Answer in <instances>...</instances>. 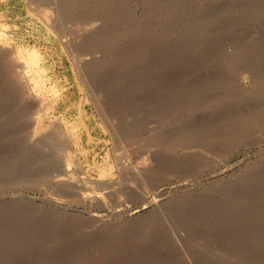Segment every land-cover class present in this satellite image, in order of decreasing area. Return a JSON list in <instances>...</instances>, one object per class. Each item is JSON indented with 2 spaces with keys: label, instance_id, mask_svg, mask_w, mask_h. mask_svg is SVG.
Masks as SVG:
<instances>
[{
  "label": "rangeland",
  "instance_id": "obj_1",
  "mask_svg": "<svg viewBox=\"0 0 264 264\" xmlns=\"http://www.w3.org/2000/svg\"><path fill=\"white\" fill-rule=\"evenodd\" d=\"M91 21L114 128L60 37ZM0 23V264H264V0H1ZM19 47L57 96L37 126Z\"/></svg>",
  "mask_w": 264,
  "mask_h": 264
},
{
  "label": "bare ground",
  "instance_id": "obj_2",
  "mask_svg": "<svg viewBox=\"0 0 264 264\" xmlns=\"http://www.w3.org/2000/svg\"><path fill=\"white\" fill-rule=\"evenodd\" d=\"M1 1V0H0ZM45 1V0H44ZM44 2L42 1V4H43ZM46 5V4H45ZM45 5H43V6H45ZM47 7H49V6H47ZM47 7H46V10H47ZM53 7V6H52ZM39 8V7H38ZM40 8L42 9V6H40ZM49 9V8H48ZM33 10H36L37 11V9H33ZM49 11V10H48ZM35 12V11H34ZM37 12H43L42 10H40V11H37ZM57 12V11H56ZM46 13V12H45ZM45 13H43L44 15H45ZM48 13V12H47ZM49 13H51V12H49ZM4 14V13H3ZM42 14V15H43ZM39 15H41V14H39ZM41 15V16H42ZM53 15H55V14H52V17H53ZM46 16V15H45ZM44 16V17H45ZM48 16V19L50 18V15H47ZM44 17H43V19H44ZM55 19V18H54ZM99 19V18H98ZM8 20V19H7ZM47 20V19H46ZM51 20V19H50ZM94 21V20H93ZM93 21H91L92 22V24H93ZM49 22V21H48ZM94 22H96V21H94ZM101 22H102V20H101ZM10 23V22H9ZM90 22H88L87 24H89ZM99 22L97 21V24H98ZM1 24V23H0ZM13 24V23H12ZM11 24V25H12ZM91 24V23H90ZM100 24V23H99ZM2 25V24H1ZM16 25V24H15ZM47 26H48V24H46ZM86 25V24H85ZM96 25V23L95 24H93L91 27L90 26H88V27H90V28H86L87 27V25H86V27H84V32H83V35H80V37L79 38H75V39H77V40H75V42L73 41L72 42V40L70 39V38H68L67 37V34H66V36H61L60 35V37L61 38H64L63 40H64V43H66V46L68 47V49H69V54L70 55H72L73 56V58L75 59V61L74 62H76V66H77V68H78V71H79V73H80V77H81V79H82V82H83V84L85 85V87H86V89L88 90V91H90L91 92V96H92V100H93V103L94 104H96V106H97V108L99 109V111L102 113V115L104 116L103 118H105L110 124H112V126H113V128L115 127V119L117 118V111H118V106H119V104H121V103H119L118 104V102H117V99L119 98H117L116 100L115 99H112V98H110V96L108 95V93L107 92H104L102 89H101V86H100V84L98 83V81H100L101 80V78H100V75H99V71H100V68H101V66H102V59L100 58L101 57V55H100V57L99 56H96V55H94L95 53H92V55L90 54V50L93 48V51H95L94 50V48H95V46L94 45H92V46H90V43L88 44V46H85L84 45V42L85 41H90V42H92V44H94V42L96 41V42H98V39H99V36H101V35H99L98 37H97V35H98V31H95L92 27L93 26H95ZM3 26H4V24H3ZM46 26V27H47ZM63 26V25H62ZM97 26H99V25H97ZM19 27V26H18ZM51 27H53V26H51ZM0 28H2V27H0ZM3 29V28H2ZM2 29H0V30H2ZM5 29V28H4ZM8 29V28H7ZM11 29V28H10ZM13 29H15V28H13ZM19 29H21V27L19 28ZM66 29H67V27H66ZM6 30V29H5ZM17 30V29H16ZM46 30V29H45ZM4 31V30H3ZM10 31V30H9ZM21 31V30H20ZM4 33V32H3ZM100 33V32H99ZM10 33H8V35H9ZM13 34V33H12ZM15 34V33H14ZM59 34H64V33H59ZM1 35H2V32H1ZM5 34H3V36H4ZM2 36V37H3ZM10 36V35H9ZM14 36H17V35H14ZM1 37V36H0ZM1 37V38H2ZM7 37V35L5 36V38ZM18 37V36H17ZM4 38V39H5ZM8 38V37H7ZM6 38V40H10L11 39V37H10V39L8 38L7 39ZM3 40H1V42H2ZM11 41V40H10ZM63 42V41H62ZM79 43H81V46L80 45H78ZM2 45H4L5 43H1ZM1 44H0V48H1ZM77 44V45H76ZM95 44H97V43H95ZM11 46V44H6L5 45V47L6 48H11L10 47ZM86 47H88L87 48V51H85L84 49H82V48H86ZM2 48H3V46H2ZM22 48V47H21ZM64 48H66V47H64ZM97 48V47H96ZM35 49V48H34ZM67 49V48H66ZM89 49V50H88ZM98 50H99V48H98ZM101 50V49H100ZM2 51V50H1ZM68 51V50H67ZM92 51V50H91ZM4 52V51H3ZM24 51L22 50V49H20V47L19 48H14V50H12L11 52H6V54L5 55H7V53H8V55H13V56H15L16 57V59L15 60H19L18 61V69H19V71H17L18 73V78H17V76L14 78V79H16V81L22 86V88H23V91H24V95H26V99H27V102L29 103L30 101H33V103H35L36 105L34 106V107H36V111H37V113L36 114H38V116L40 117V119H39V122H36V125L35 126H37V124H42L47 118H48V116L50 115V113H52L53 112V105H54V99H55V96L56 95H54V96H52V97H44V96H41L40 94H38V93H36V91L38 90V89H40V88H42L43 89V87H44V83L42 82V80H44V79H42L41 80V78H40V76L42 75V74H40V76H39V73H38V70H40L39 68V64H40V62L38 61V58H37V54L35 53V52H33V50H32V52L30 53V55H28V56H24V54H25V52L23 53ZM26 52H27V50H26ZM96 52V51H95ZM100 52H102V50L100 51ZM104 52V51H103ZM102 52V53H103ZM28 54V53H27ZM90 54V55H89ZM97 54V53H96ZM98 54H100V53H98ZM22 55H23V57H25V58H23L22 57ZM89 55V56H88ZM103 55V54H102ZM87 56V57H86ZM14 57V58H15ZM102 57H104V56H102ZM72 58V59H73ZM105 59V58H104ZM21 60V61H20ZM104 62V61H103ZM10 65H12V64H10ZM15 66V65H14ZM16 68V67H15ZM37 70V73L36 74H32V70ZM13 72V71H12ZM31 72V73H30ZM15 74H16V72H15ZM13 78V77H12ZM13 80V79H12ZM16 82V83H17ZM61 82V81H60ZM101 82V81H100ZM11 83H13L12 81H11ZM43 83V84H42ZM15 84V83H14ZM55 85V84H54ZM59 86V85H58ZM20 87V86H19ZM56 87V86H55ZM12 88H15V87H12ZM57 88V87H56ZM64 88V87H63ZM62 89V88H61ZM66 89V88H65ZM19 90V89H18ZM21 90V89H20ZM106 90V89H105ZM107 90L109 91V89L107 88ZM23 91H21V92H23ZM44 91H46V90H44ZM48 92V91H47ZM46 92V93H47ZM49 92H50V90H49ZM41 93H42V91H41ZM54 93H55V91H54ZM54 93H52V95L54 94ZM56 93H60V92H56ZM121 93V92H120ZM23 94V93H22ZM51 94V93H50ZM123 94V93H122ZM42 95H43V93H42ZM45 95V94H44ZM49 95V94H48ZM47 95V96H48ZM46 96V95H45ZM22 97V96H21ZM57 97V96H56ZM117 97V96H116ZM115 97V98H116ZM124 97V96H123ZM114 98V97H113ZM125 98V97H124ZM126 99V98H125ZM126 101V100H125ZM123 102V101H122ZM123 104V103H122ZM33 107V106H32ZM27 108H28V105H27ZM30 108V107H29ZM28 108V109H29ZM35 109V108H34ZM120 109H121V107H120ZM122 109H123V107H122ZM121 109V110H122ZM31 110V109H30ZM32 111V110H31ZM98 111V112H99ZM35 112V111H34ZM100 113V114H101ZM34 116H36L35 114H34ZM67 119V118H66ZM103 120V119H102ZM118 120V119H117ZM34 121H36V120H34ZM37 121H38V119H37ZM42 122V123H41ZM70 123V122H69ZM105 123V122H104ZM34 124V123H33ZM44 125V124H43ZM106 125V124H105ZM42 126V125H41ZM63 126V125H62ZM40 127V126H39ZM39 127H37V129H39ZM47 127V126H46ZM50 126H48V128H49ZM51 127H54L53 129H54V131H52V132H54L53 134H55L56 133V135H57V137H58V139L62 142V150H63V152H65L66 154H68V156H69V159H68V161L70 162V163H72V164H74L75 165V167H76V172L78 173V176H81V179H82V181H83V179L84 180H87V178H85V176H84V173H83V164H82V162H81V160L80 159H77V158H74L73 156H71V153H72V148H71V145H70V143H69V140H68V138H67V136L65 135V133L63 132V130H62V128H61V125H60V123L58 122V121H54L53 123H51ZM106 127V126H105ZM108 127V126H107ZM106 127V128H107ZM36 128V127H35ZM47 128V129H48ZM41 132L42 131H44V130H46V129H44L43 127H41ZM44 129V130H43ZM69 129V128H68ZM71 129V128H70ZM108 129H110V128H108ZM113 130V129H112ZM37 131V130H36ZM40 131V130H39ZM39 131H37V132H39ZM116 131V130H115ZM51 132V133H52ZM119 132V131H118ZM117 131H116V133L115 132H113V133H115V135H117V133H118ZM40 133V132H39ZM76 135V134H75ZM120 135V134H119ZM119 135L118 136H115V138L116 137H119ZM122 136V135H121ZM50 137V136H49ZM112 137H114V136H112ZM43 138V137H42ZM45 139H46V137H45ZM51 139V138H50ZM70 139V138H69ZM118 139V138H117ZM116 139V140H117ZM114 140V139H113ZM119 140V139H118ZM84 141V140H83ZM122 141V140H121ZM48 142H49V140H48ZM56 142V141H55ZM117 142V141H116ZM115 142V143H116ZM119 142V141H118ZM43 143V142H42ZM46 143V142H45ZM54 144V143H53ZM58 144V143H57ZM119 144H120V142H119ZM85 145V144H84ZM83 145V146H84ZM115 145V144H114ZM121 145L123 146V141L121 142ZM120 145V146H121ZM53 146V145H52ZM51 145H50V147H52ZM55 146V145H54ZM54 146H53V148H54ZM61 146V145H60ZM116 146L117 145H115V148H116ZM114 147V146H113ZM121 148V147H120ZM123 148H124V146H123ZM114 149V148H113ZM60 150V149H59ZM61 151V150H60ZM59 151V152H60ZM84 151V150H83ZM127 151V150H126ZM62 152V151H61ZM124 152V151H123ZM82 153V152H81ZM126 153V152H125ZM125 153H124V155H125ZM70 154V155H69ZM116 154V153H115ZM127 154H128V151H127ZM126 154V155H127ZM123 155V154H122ZM49 156V155H48ZM84 156V155H83ZM116 156V155H115ZM115 156L114 157H112V158H115ZM120 156H121V154H120ZM120 156H117L118 157V159L120 158ZM129 156V155H128ZM128 156H127V158H128ZM47 157V156H46ZM86 157H88L87 155H86ZM116 157V158H117ZM122 157V156H121ZM144 157V156H143ZM48 158V157H47ZM68 158V157H67ZM81 158V157H80ZM110 158V157H109ZM127 158H126V160H127ZM139 158H141L142 159V157H139ZM46 159V158H45ZM44 159V160H45ZM49 159H50V157H49ZM55 159V158H54ZM123 159V158H122ZM125 159V158H124ZM123 159V160H124ZM53 160V159H52ZM120 160V159H119ZM46 161V160H45ZM54 161H56V160H54ZM116 161V160H115ZM142 161V160H141ZM57 162V161H56ZM119 162V161H118ZM142 162H144V161H142ZM141 162V163H142ZM96 163V162H95ZM113 163H114V161H113ZM45 164V163H44ZM53 164V163H52ZM51 164V165H52ZM115 164V163H114ZM46 165V164H45ZM70 165V164H69ZM105 165V164H104ZM123 166V165H122ZM50 167V166H49ZM68 167H70V166H68ZM67 166H66V168H68ZM92 167V166H91ZM118 167V166H117ZM109 168V167H108ZM116 168V167H115ZM119 168V167H118ZM52 169H53V167H52ZM127 169V168H126ZM93 170V169H92ZM96 170V169H95ZM101 170V169H100ZM103 170V169H102ZM121 170H123V171H125L123 168L122 169H120V171ZM64 171H67V170H65V168H64ZM69 171V170H68ZM67 171V172H68ZM105 171V170H104ZM110 171V170H109ZM112 171V170H111ZM52 172V171H51ZM61 172H62V170H61ZM66 172V173H67ZM62 173H64V172H62ZM61 173V174H62ZM66 173H64V174H66ZM69 173V172H68ZM60 175V174H59ZM59 175H57V176H59ZM63 175V174H62ZM77 175V174H76ZM100 175V174H99ZM109 175V174H108ZM121 175V174H120ZM46 176V175H45ZM44 176V177H45ZM65 176V175H64ZM77 176V177H78ZM34 177V176H33ZM42 178H43V176H41ZM67 177H69V176H67ZM109 177V176H108ZM41 178V179H42ZM64 178V177H63ZM66 178V177H65ZM33 179V178H32ZM40 179V178H39ZM39 179H37L38 181H40ZM44 179V178H43ZM43 179H42V181H43ZM69 179V178H68ZM68 179H67V181H68ZM29 180H30V178H29ZM59 181H60V179H59ZM66 181V180H65ZM75 181H76V179H75ZM79 181V180H78ZM77 181V182H78ZM62 182V181H61ZM60 182V183H61ZM70 182V181H69ZM80 182V181H79ZM78 182V183H79ZM87 182V181H86ZM29 183H31V182H29ZM45 183V182H44ZM43 183V184H44ZM83 183V182H82ZM90 183V182H89ZM89 183L87 182V183H83L82 185H84V184H87V185H89ZM35 184V183H34ZM62 184V183H61ZM69 184V183H68ZM67 184V185H68ZM38 185V184H37ZM64 185H66V184H64ZM71 185H73V183H71ZM78 185V184H77ZM116 185V184H115ZM5 187V186H4ZM67 187V186H66ZM79 187V186H78ZM87 198V197H86ZM85 198V199H86ZM89 198V197H88ZM50 203H53L54 205L56 204V205H59V203H58V201L56 202V201H54L53 199H51L50 201H49ZM61 204V203H60ZM60 206V205H59ZM19 208V207H18Z\"/></svg>",
  "mask_w": 264,
  "mask_h": 264
}]
</instances>
